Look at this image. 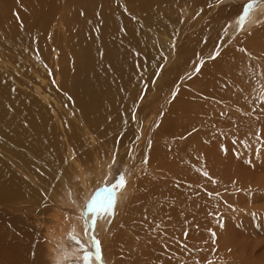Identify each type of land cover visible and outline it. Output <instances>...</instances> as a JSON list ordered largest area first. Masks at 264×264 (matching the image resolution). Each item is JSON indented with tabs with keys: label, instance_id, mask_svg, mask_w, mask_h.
I'll return each instance as SVG.
<instances>
[{
	"label": "bare ground",
	"instance_id": "1",
	"mask_svg": "<svg viewBox=\"0 0 264 264\" xmlns=\"http://www.w3.org/2000/svg\"><path fill=\"white\" fill-rule=\"evenodd\" d=\"M214 2L216 0H28L22 3L0 0V264H15L18 251L28 249L35 256V246L31 243L35 241L37 230L29 229L20 219L24 216L28 220L36 218L34 213L39 212L36 205L44 203L35 186L49 199V206L55 201V189L60 184L81 206L86 192L79 186L84 187L91 176H81L77 170L88 165L91 154L96 157L106 153H113L115 160L127 163L133 171L128 189L119 197L121 203L131 189L127 201L115 204L113 218L104 213L99 222L102 243L110 240L108 247L111 246L116 264H129V259L132 264H224L218 260L207 262L208 234L213 229L212 236L216 238L223 229L224 218L222 200L219 202L207 192L209 144L204 126H212L209 123L211 114L218 113L222 117L217 121V130H226L217 143L220 147L214 148L210 155L214 163L210 168L214 174L211 193L223 190L225 186L221 184L227 181V187L231 188L228 189L230 201L240 200L242 197L235 189L243 179L241 174L234 175L237 166H245L249 171V164L243 163L252 160L255 163L257 159L264 162V146H261L264 145V26L253 32H243L264 19V3L254 7L239 28L236 24L243 10L234 8L229 18L232 25L223 26L218 32L220 36L212 34L213 47L197 53L189 69L171 80V91L160 98L153 99V95L148 94L143 84L148 70L141 67L138 58L145 54L143 40L159 44L166 33L173 31L171 23L180 10L185 16L189 15L190 3L199 8L207 5L204 13L193 19L197 22L192 21L187 27V31L194 30L208 18L198 31L199 37L205 38L216 26L213 21L220 18L217 13L212 18L207 15L215 11L209 8ZM62 6L64 10L60 12ZM174 7L177 14L172 12ZM61 14L63 24L55 23L49 34L52 41H62L65 56L59 62L53 47L55 58L51 63V52L42 39L49 29V20ZM39 15L44 16L45 28L36 36L32 25L37 20L33 17ZM240 40L242 45L238 51L233 50L235 46L230 49ZM228 41L231 42L225 45ZM29 49L44 63L42 68L29 60ZM213 52L212 62L224 52L226 65L235 68L223 72L230 89L214 93L211 98L208 96L211 104L209 101L198 104L200 109L209 105L204 115L194 114L192 106L185 109L181 103L172 105L180 86L197 79L200 71H204V60H212L209 56ZM233 53L238 60L235 63L227 55ZM163 55L156 69L158 71L161 63L166 64V69H159L155 75L153 89L155 83L162 84L168 65L173 63L170 52ZM147 64L151 67L154 62ZM198 65L199 71H196ZM18 73L38 81L45 90L52 92L51 98L43 92L36 91L35 95L14 85L12 79H20ZM144 97V104L151 112L143 125L138 122L137 111ZM245 106L249 107L248 116L244 114ZM230 108L233 112L240 110L236 120L230 117ZM175 111L182 113L172 119ZM131 112L134 136L128 125ZM253 133L256 136H252ZM193 141L189 149V142ZM254 145L261 146L263 151L243 156L242 151L253 149ZM179 150L185 154L181 155ZM76 172L79 180L72 184ZM254 176L252 174V178ZM197 181L201 182V195L190 186ZM71 224L77 234H84L80 220L71 221ZM134 230L138 238L133 236L135 239L129 245L128 237ZM22 235L30 245L19 241ZM43 235L57 242L47 230ZM119 244L128 245L127 249L123 251L117 247ZM45 246L48 264H59L46 242ZM123 252L127 257L122 260L119 254Z\"/></svg>",
	"mask_w": 264,
	"mask_h": 264
},
{
	"label": "rangeland",
	"instance_id": "2",
	"mask_svg": "<svg viewBox=\"0 0 264 264\" xmlns=\"http://www.w3.org/2000/svg\"><path fill=\"white\" fill-rule=\"evenodd\" d=\"M20 1L22 3L28 0H20ZM249 2L250 0H216V2L211 4L209 8L212 9L213 7L215 11L208 12V14L207 13L205 14H207L209 18H212L213 14L217 13V15H220V18H217L213 21V23L216 22V26L205 38L199 37L198 31L200 30L201 27H203V25L206 23L208 18L206 19V21L202 20V22L198 27H194L195 28L194 30L187 31V27L192 24V21L197 16V14L201 16L204 13L205 9L207 8V5L204 4L199 8L195 6L193 3H190L191 8L189 15L185 16L183 13L180 12L181 11L180 10L179 11L180 14L176 15L177 17H175V20L171 23V25L173 26L172 27L173 31L170 34L166 33V37L163 38L159 44L153 45L148 39H144L141 45L144 46L146 49L144 50L145 54L139 56L138 58L140 59L141 67L148 70V73L146 74V77L143 81V84L146 87L148 94L151 93L154 99V98H160L169 91H171L169 89V83L171 82V80L177 79L178 77L182 76L184 74L183 71L189 69V66L193 64V60L198 56V54H201L202 52H205L208 49L212 48L215 43L212 34L215 33V37H216L219 34L218 32H220L223 29V26L225 27L227 26L228 28V26L232 25L231 20L229 22V18L232 16L233 10H235L236 8L238 9L242 8L243 10L245 3L247 4ZM59 10L60 12H63L64 7L63 6L60 7ZM172 12L173 14H177L176 7L172 9ZM33 20H37L36 23L32 25V29L35 31V35L37 34L36 36H38V34L45 28L44 16L42 15L35 16L33 17ZM217 20H219V23H217ZM57 22L63 24L62 14L55 19L49 20V29L47 31V34L44 36V39H42L43 45L45 46L47 45L46 47L51 52L50 53L51 63L52 60H54L53 58H55L53 53V47L54 49L57 50L59 62L62 59L61 57L65 56L64 53L62 52L65 50V48H63L62 41L60 39L58 41H55V39H53L54 41L53 42L49 34L50 33L49 31L53 28V25ZM193 22H197V19L194 20ZM254 26L249 30L245 29L246 31L243 32H253V30L255 31L257 29L260 30V28L264 26V19L257 21V23ZM262 31H264V27L262 28ZM234 32L239 33V31H235V30ZM241 34L244 33H240V35ZM230 42L228 41L225 45L229 44ZM241 45H242V40H240L236 45L233 44L230 47V49L235 46L233 50L238 51L241 48ZM28 52L30 53L28 54L29 60H31L35 66L37 67L39 66L40 68H42L44 63L41 62V59L39 57H36L35 51L29 49ZM169 52L173 57V63L168 65V70L163 75V78L164 77L166 78L163 80L162 84L159 85L155 83L153 89L152 83L153 80L155 79V75L159 72V69H163V70L166 69L165 68L166 64L163 63L160 64L162 66L161 67L159 66L158 71L156 69V66L160 61V57L164 53L168 54ZM159 53L162 54L158 55ZM213 53L214 54H211L209 56L210 58H213L215 56V52ZM234 53L227 54L230 56L229 59L230 60L232 59L233 63L238 61L234 58L235 56ZM223 54L224 52L216 62H212L215 58H213L210 61L204 60L206 61L204 62L203 65L204 71L202 72L201 70L200 75L197 77V79L192 80L193 82L191 83L185 82L180 86L178 90L180 89L181 90L177 94V97L174 99L172 105L181 103L183 104L185 109H188L190 106H192L194 114L196 115H198L199 113L201 115L207 114L208 113L207 108L209 105L207 104L203 106V109H200L198 107V104L202 105L203 103H208V101L210 100V99L208 100V96L209 98H211L210 95L214 93L215 94H218V92L224 93L225 91L230 89L228 83L225 82V77H224L225 73L223 72L225 70H235V68L228 67V65H226L227 57L223 58ZM142 61H145V64H142ZM147 62H154V64L150 67L147 64ZM185 76H187V74H185ZM18 77L20 78L18 79L19 81L18 80L15 81L12 79L14 85H16L17 87L25 90L28 89L27 91L32 92L35 95L37 93L36 91L43 92L42 93L43 95H46L48 98H51L52 92L45 90V88H43L44 86L40 85L38 81L33 79L29 80V78H27L26 76H22L20 73H18ZM46 80H48V78H45V81ZM141 101L143 102H140L141 104L138 106L137 115H138L139 124L144 125L145 124L144 121L148 119V113H150L151 111L148 108V106L144 104L145 97L142 98ZM211 103L212 102L209 101V104ZM243 109H245L244 114L248 116L249 107L245 106ZM229 111L232 120H236V116L241 114L240 110H236V112H233L232 109L230 108ZM221 112L223 113L224 110H221ZM181 113H182L181 111H175L171 114V117L172 116L176 117ZM152 116L154 115L152 114ZM130 117H131V121L130 120L128 121V125L130 126L131 136H134V127L132 123L133 112L130 113ZM211 117L212 118L209 119V123L212 126H204V136L206 137L209 144L208 146L209 160L207 162V173H206L208 180L206 185L209 188L207 192L211 194L210 196L217 197L219 202L220 199L222 200L221 201L222 217L224 218V224L222 231L216 238L212 236L213 229H210V232L208 234V246L206 248V250L208 251L207 262L218 260V262L221 261L224 264H264V179H263L264 162L260 163L261 159H257V162H255L256 164L254 163L253 160L243 163V164H249L248 167L249 171L245 166H240V165L237 166V171L236 174L234 175L239 176L241 174L243 180L242 181L239 180L235 191H237L236 193H239L238 195L242 197L240 198V200L242 201L238 199H234L233 201H230L231 199L228 198L229 196L228 191L231 188L230 186L227 187L228 184L227 181H223L221 184V186L223 185L225 186L223 187L224 191L220 190L219 192L211 193V187H212L211 179L214 174L211 173L212 169L210 168L214 166V163L210 160V155L213 154L214 148L220 147L217 143H219V141L224 136V133L226 132L225 129L217 130V128H219V122L217 121L222 116L218 113H213L211 114ZM225 120L226 123L229 124L226 118ZM146 127H148V123H146ZM195 131L196 130L193 127L192 132L195 133ZM185 135L187 136L186 133ZM253 135L256 136L255 133H253L252 136ZM252 136L251 138H253ZM259 142L263 143V141H259ZM193 143L194 141L189 142V146H190L189 149L192 148ZM122 146L125 147V143ZM261 146L264 145L261 144ZM261 146L254 145L253 149L250 150L245 149L242 151L243 152L242 154L243 156L244 155L249 156L252 153L258 152L261 149ZM170 150H173L172 146H170ZM260 151H263V149ZM178 153H180L181 155L185 154L183 150H179ZM94 155L95 154H91V157L89 158L90 162L88 163V165L85 166V168L81 170H77L78 174H81V176L82 175L86 176V174H90L91 176L90 178L91 181L87 180L83 184L84 187L81 188V186H79L82 192L83 191L86 192L85 202L81 206L77 204L76 200L74 199V196L70 198L69 195H67L68 191L63 187L62 184L56 187L55 189L56 194L54 195L55 201L52 200L53 203L51 206H49V202L47 204V201L49 199L46 197L45 194H43V192L40 191V189H36L35 186L34 189L36 190V192L40 193L41 197L44 200V203L43 205L42 203L36 205V208L38 206L37 210L39 211L36 214L34 213V217L36 218L30 217V215H29V217L31 218L30 220L26 219L25 216L23 217V219L20 218L21 221H23L29 229H32L34 227L33 229L37 230V233H35V241L31 243L32 247L35 246L34 247L35 256L31 255L32 253H30L31 251L28 249L26 252L18 253L20 252L18 251L15 253V258H16L15 264H26V263L48 264V262L50 261L45 256L44 253V250L47 249V246H45V242L48 244V250L50 249L49 250L50 252L53 251L52 253L53 258L55 260L59 259V262L57 263L73 264V261L79 260L80 264H83L82 262L83 252L80 250V244H84L87 247L91 248V242L89 240V237L92 236L93 234L97 237L98 241L100 242L99 243L100 256H101V260L103 261V264H116L114 255L110 250L111 246L108 247L110 240H108L105 243L103 241L102 243V239L99 234V227H100L99 222H100V218L103 216L104 213H101L99 215H93L89 211L85 217V205L94 198H98L102 200L104 198V193L101 190L116 185L119 182L120 177L123 176L124 184L121 187L115 189V192L113 194L112 207L108 212H106L110 214L109 218L110 217L113 218L114 215L113 209L115 204L118 205L124 204L127 201V198L131 194V189H130L127 193H125L122 202L121 203L119 202L120 199L119 197L122 194H124V192L128 189L127 183L131 180L133 171L130 169L127 163L115 160L116 156L113 153L111 155H109V153H106L105 155L98 154L96 157H94ZM18 156H20V154ZM18 156L16 157L17 160H18ZM96 159L97 161H95ZM79 162L81 161L79 160ZM79 162H77L76 164H78ZM186 163H188V161ZM77 172L73 174L74 181L72 184L77 183L79 180L78 176H76ZM248 172L250 173V175L248 174ZM252 174L255 175L253 178H252ZM257 182H260L259 185H257ZM200 185L201 182L197 181L196 184L190 186L194 188L199 193V195H201ZM76 186L78 185L77 184L74 185V188H76ZM77 194L80 195L81 193L78 192ZM194 196L199 197L197 194H194ZM208 200L209 203H212L211 199ZM77 220H80L82 222V228L84 230V234L82 236L80 233L77 234L75 228H73L71 224V221H77ZM38 221L40 223H38ZM38 224H40V226H36ZM86 225H90L87 234H85ZM67 226H69L70 228L69 227L67 228ZM45 230L49 232V235L54 236L57 242H55L53 239L49 237H44L43 234ZM114 233L115 232H113L112 236L114 235ZM72 235H75L76 237L79 238V243L76 240L72 239ZM133 236L136 237V239L138 238V234L136 230H134L128 237L129 245L135 239ZM143 240L146 241L145 239ZM19 241L26 243L27 246L30 245V241H28L27 243L26 236L24 235L21 236ZM117 241H120L118 235H117ZM127 246L128 245H126V247ZM117 247L123 248V251L127 249L126 247H123V244H119V246ZM131 249L134 250L135 248L132 246ZM112 250L114 251V248ZM107 253L110 254V256ZM32 257L34 260L32 259ZM126 257L127 255L124 256V252L119 254V259L123 260ZM132 263H133L132 259H129V264ZM93 264H98V262L93 260Z\"/></svg>",
	"mask_w": 264,
	"mask_h": 264
},
{
	"label": "snow or ice",
	"instance_id": "3",
	"mask_svg": "<svg viewBox=\"0 0 264 264\" xmlns=\"http://www.w3.org/2000/svg\"><path fill=\"white\" fill-rule=\"evenodd\" d=\"M261 3H264V0H250V2L243 7V14L239 16L236 27L237 28L241 27L244 21L246 20V18L248 17V15L253 10V8L259 6V4ZM195 70L199 71V65L196 67ZM123 184H124V177L121 176L119 182L116 185L107 189H102L101 191H103L104 193V198L102 200L98 198H94L91 201H89L85 205V217L89 211L93 215H99L101 213L108 212L112 207V200L115 189L121 187ZM89 227L90 225L85 226V234H87ZM72 239L76 240L79 243V238L76 237L75 235H72ZM89 240L91 242V248L87 247L84 244H80V250L83 252V256H82L83 264H93V260L97 261L98 264H103V261L101 260V256H100V247H99L100 242L98 241L97 237L94 234L89 237ZM73 264H80V261L79 260L73 261Z\"/></svg>",
	"mask_w": 264,
	"mask_h": 264
}]
</instances>
